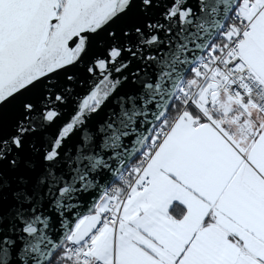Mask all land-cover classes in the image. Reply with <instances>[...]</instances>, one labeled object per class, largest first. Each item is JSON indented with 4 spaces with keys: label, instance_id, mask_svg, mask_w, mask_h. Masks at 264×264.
I'll use <instances>...</instances> for the list:
<instances>
[{
    "label": "snow or ice",
    "instance_id": "6c2138e0",
    "mask_svg": "<svg viewBox=\"0 0 264 264\" xmlns=\"http://www.w3.org/2000/svg\"><path fill=\"white\" fill-rule=\"evenodd\" d=\"M0 264H264V0H0Z\"/></svg>",
    "mask_w": 264,
    "mask_h": 264
},
{
    "label": "crops",
    "instance_id": "0c3cea01",
    "mask_svg": "<svg viewBox=\"0 0 264 264\" xmlns=\"http://www.w3.org/2000/svg\"><path fill=\"white\" fill-rule=\"evenodd\" d=\"M183 206H180V205H178V204H176L175 206H174V210L172 211V214L174 215V216H176L177 218H180V217H182V215H183Z\"/></svg>",
    "mask_w": 264,
    "mask_h": 264
}]
</instances>
